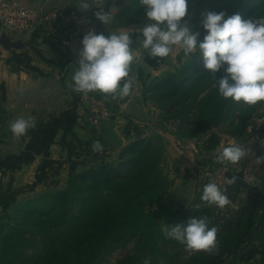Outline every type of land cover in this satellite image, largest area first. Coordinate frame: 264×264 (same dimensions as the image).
I'll use <instances>...</instances> for the list:
<instances>
[{"label": "trees", "instance_id": "trees-1", "mask_svg": "<svg viewBox=\"0 0 264 264\" xmlns=\"http://www.w3.org/2000/svg\"><path fill=\"white\" fill-rule=\"evenodd\" d=\"M138 2L134 0L122 14H136ZM212 5L214 11H226L228 15L239 12L245 19L264 15V0H219L212 1ZM137 15L144 16L145 10ZM141 22L146 21L127 20L120 25ZM221 74L223 69L217 73ZM215 83L216 77L204 68L203 59H192L174 72L154 78L144 95L146 100L150 98L167 108L168 121L176 123L177 134L185 138L203 136L221 125L244 129L253 118L261 116L264 101L248 105L225 99ZM117 99L110 96L109 107L114 113ZM0 118L4 124L6 114L2 109ZM123 133L128 144L120 151L117 161L92 165L73 174L63 190L23 203L22 212L35 215L30 209L38 206L42 211L41 223L50 222L62 229L42 253L35 255L40 259L35 264H105L120 248L131 243L133 248L117 264H144L146 259L151 264H181L186 246L163 236L161 243L160 229L164 222L173 226L187 222L192 216H207L211 221L209 226L217 228V248L212 252H197L185 264H219L229 253H233L237 263L256 261L258 256L264 261L261 192L248 197V202L237 211L219 210L215 214L212 204L201 199L202 190L188 207L174 212L164 200L171 180L162 168L165 156L161 139L144 136V131L135 125L125 126ZM214 138L216 134L209 140ZM23 234L20 228L11 232L13 236ZM7 240H3L5 249ZM171 243L178 247L171 248L168 246Z\"/></svg>", "mask_w": 264, "mask_h": 264}, {"label": "crops", "instance_id": "crops-1", "mask_svg": "<svg viewBox=\"0 0 264 264\" xmlns=\"http://www.w3.org/2000/svg\"><path fill=\"white\" fill-rule=\"evenodd\" d=\"M17 1L27 7L45 4L63 15L70 12L73 2L80 7V0ZM133 1L89 0L92 8L83 10L93 16L100 32L128 30L132 36L130 78L134 87L127 97L117 99L116 113L109 107L110 95L77 93L68 86L77 68L79 46L76 41L72 47L62 44L70 33L62 24H44L27 33L9 35L19 48L0 45V109L6 114L0 130V185L16 189L17 197L63 190L62 182L69 175L103 161H117L128 144L125 126L148 123L144 88L161 73L157 57L143 48L139 29L144 23H117L126 19L127 14L122 13ZM200 2L189 0V6ZM96 7L111 12L107 25L95 16ZM3 33L0 27V37ZM96 102L106 113L99 130L89 119ZM19 116L34 117L35 122L25 135L15 136L9 125ZM96 140L103 144L102 151H93ZM180 167L187 166L181 162Z\"/></svg>", "mask_w": 264, "mask_h": 264}, {"label": "clouds", "instance_id": "clouds-1", "mask_svg": "<svg viewBox=\"0 0 264 264\" xmlns=\"http://www.w3.org/2000/svg\"><path fill=\"white\" fill-rule=\"evenodd\" d=\"M145 9L146 22L139 29L142 45L152 57H167L179 46L185 55L199 53L204 68L216 77L215 86L225 99L255 105L264 101V15L243 18L237 12H203L201 31L184 18L188 14L189 0H139ZM81 10L92 8L89 0H80ZM95 16L105 25L111 12L96 7ZM139 39V37H138ZM76 70L68 86L77 93L99 91L112 99L127 97L134 87L130 67L134 60L132 36L128 30L98 33L88 31L82 39ZM223 69V74L217 75ZM34 117L19 116L9 127L15 136H22L34 127ZM93 151H102L103 144L96 140ZM246 155L237 143L221 145L217 159L235 163ZM264 163V157H258ZM236 177L228 178L227 184L235 183ZM203 201L223 207L229 203L227 189L215 182L204 185ZM207 216H192L185 223L165 227L166 234L191 250L212 252L217 248V228L209 226ZM144 264H151L146 259Z\"/></svg>", "mask_w": 264, "mask_h": 264}, {"label": "rangeland", "instance_id": "rangeland-1", "mask_svg": "<svg viewBox=\"0 0 264 264\" xmlns=\"http://www.w3.org/2000/svg\"><path fill=\"white\" fill-rule=\"evenodd\" d=\"M212 1L219 0H201L199 4L190 5L188 14L184 18L201 31V38H203L204 34L201 14L208 10H215L212 9ZM76 3L79 5L78 2ZM226 4L227 2L223 5ZM136 7L139 9L136 14L129 12L126 19L123 18L117 23H124L127 20L145 21V15L142 17L137 15L145 10L144 7L139 5V2ZM48 9L55 10L53 8ZM0 27L2 28L1 25ZM2 30L8 34L4 28ZM200 58L202 56L199 53L193 56L185 55L179 46H175L169 56L157 57L156 61L157 67L161 75H163L181 68L189 60ZM148 85L147 83L144 92ZM144 100L149 112L148 123L135 126L138 130L144 131V136H156L162 141L161 146L165 156V163L162 168L164 174H167L171 180V187L164 200L165 203L170 204V208L174 212H178L180 208L188 207L198 193L204 189V185L209 182H215L221 188H226L229 198V203L223 207L212 204L215 214L219 210L224 213L239 210L248 202V197L257 192H261L264 196V163L258 161V157H264V107L260 111L261 116L253 118L244 129L242 126L241 128L240 126L233 128L228 125H221L212 128L203 136L185 138L177 134V124L168 121V115L165 112L167 108L164 109L163 105H158L150 98L146 100L145 95ZM105 115L106 113H104V117ZM89 119L92 122L91 115ZM212 134H216L217 138L209 140ZM230 143L240 144L245 149L246 155L235 163L219 161L217 157L219 150H221V145L227 146ZM176 159L183 161H175ZM181 162L187 167L182 169L180 167ZM72 175H69L68 180ZM233 176L236 177L235 183L227 184L226 180ZM68 180L62 182V184L65 183L64 188L67 187ZM55 192L57 191H48L49 194ZM15 193L16 189H13V191L7 190L5 183L3 186L0 185V264H26L27 262L28 264H35L37 260L40 262V259H36L35 255L42 253L44 247L62 229L50 222L41 223L40 214L42 211H40L38 206L30 209V211L35 212V215L22 212L21 206L26 200L40 197L43 194L17 197ZM148 211H151V208ZM230 215L228 214L227 216ZM88 219L85 217V220ZM165 227L170 228L171 226L164 222V226L161 227V243L162 236L165 240L169 238L164 230ZM14 228H20L24 232V236L11 235ZM5 238L8 239L6 249L3 245ZM172 245L178 247L176 243H171L168 246L172 248ZM133 246L134 244L131 243L125 248H120L105 264H117ZM184 250L185 256L182 257L181 264H185L197 252L203 251L191 250L187 247ZM260 258L258 256L256 261L253 260L249 263H237L234 261L233 253H229L220 260L219 264H264V261ZM161 264L165 263L161 262Z\"/></svg>", "mask_w": 264, "mask_h": 264}, {"label": "built area", "instance_id": "built-area-1", "mask_svg": "<svg viewBox=\"0 0 264 264\" xmlns=\"http://www.w3.org/2000/svg\"><path fill=\"white\" fill-rule=\"evenodd\" d=\"M58 23L65 26L70 32L69 36L62 41V44L65 47H72V44L76 41L79 51L83 47L82 39L88 31L95 29L100 33L93 16L79 9L75 2H73L70 12L63 15L58 10H49L45 4L37 7H27L17 0H0V25L9 35L27 33L44 24L54 27ZM94 107L91 110L92 123L99 130L104 119V112L101 111L97 102ZM2 126L3 123L0 118V130Z\"/></svg>", "mask_w": 264, "mask_h": 264}, {"label": "water", "instance_id": "water-1", "mask_svg": "<svg viewBox=\"0 0 264 264\" xmlns=\"http://www.w3.org/2000/svg\"><path fill=\"white\" fill-rule=\"evenodd\" d=\"M0 45L4 49L19 48L20 44L13 42L5 32L0 37Z\"/></svg>", "mask_w": 264, "mask_h": 264}]
</instances>
